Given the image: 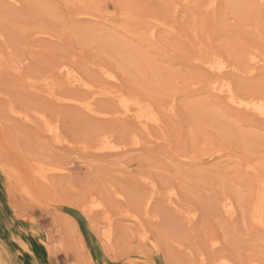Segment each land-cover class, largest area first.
I'll list each match as a JSON object with an SVG mask.
<instances>
[{"label":"rangeland","instance_id":"374dc122","mask_svg":"<svg viewBox=\"0 0 264 264\" xmlns=\"http://www.w3.org/2000/svg\"><path fill=\"white\" fill-rule=\"evenodd\" d=\"M225 81L264 99V0H0V264H264V117ZM116 90L160 121L126 115ZM40 163L68 171L43 180ZM93 197L104 211H85Z\"/></svg>","mask_w":264,"mask_h":264},{"label":"bare ground","instance_id":"6f19581e","mask_svg":"<svg viewBox=\"0 0 264 264\" xmlns=\"http://www.w3.org/2000/svg\"><path fill=\"white\" fill-rule=\"evenodd\" d=\"M215 1V0H214ZM12 2V1H11ZM213 2V1H212ZM88 9V8H87ZM85 10V9H84ZM177 12V11H176ZM91 16V15H89ZM95 18V17H94ZM89 20V19H88ZM156 28L157 25L155 23H151L150 26V35L152 37L155 36L156 33ZM169 32V31H168ZM152 40V39H151ZM150 40V41H151ZM126 43V42H124ZM158 47V45H157ZM160 48V47H159ZM210 69L213 71H219L221 73H225V71H227V68L229 67V64H227L224 60H221L220 58L215 59L214 61L210 62L209 64ZM64 70V69H63ZM108 70V69H107ZM104 70V73L108 76V78L114 80L115 82L117 81V77L116 75H114L113 73ZM64 74H66L68 80H70V82L73 84V86L78 87V88H83V89H88L91 87L90 84L86 83L85 80L82 78L84 77L82 74H78L77 72H75L72 68H67L64 71H62ZM62 73V74H63ZM82 76V77H81ZM88 81V80H87ZM89 82V81H88ZM50 83V82H49ZM48 85V84H47ZM52 86V84H49ZM51 88V87H50ZM214 89H218L219 92H223L226 96V98L228 99V101L234 105L235 107H238L240 109H244L245 111L248 112H253L256 115L260 116V117H264V99H260V98H244V97H238L237 93L235 92L232 83L230 81H225L224 83H222L220 86L214 85L213 86ZM53 89V88H51ZM89 90V89H88ZM96 90V89H95ZM94 90V91H95ZM52 91V90H51ZM58 91V90H56ZM93 91V92H94ZM90 92V90H89ZM98 92V91H97ZM58 93V92H57ZM110 93V95H115L114 97L117 98L118 102L121 104V106L124 109V113L126 115H134L139 121H141L142 123H144V125L149 122H153L152 124H157V122L160 121L161 118H159V112L156 111V109L150 105V104H145L143 103L141 100L136 99L134 97H127L124 94H116V91H111L108 92ZM54 94V93H53ZM63 94V93H62ZM71 94V93H70ZM76 93H72V95H75ZM106 94V93H105ZM77 95V94H76ZM90 95V94H89ZM59 96V95H58ZM65 95H63L64 97ZM71 96V95H70ZM68 96V97H70ZM92 97V95H90ZM95 96V95H93ZM86 97V96H85ZM60 98V97H59ZM65 98V97H64ZM74 98V97H73ZM84 98V96H83ZM80 99V98H79ZM82 99V97H81ZM90 99V98H89ZM63 100V99H61ZM87 99H85L86 101ZM59 101V99H58ZM78 101V100H77ZM82 101V100H81ZM60 103V102H59ZM94 102H87L84 107L86 108V110L92 114H97L98 111L96 110L95 106L93 105ZM172 103V102H171ZM168 104V103H167ZM96 105V104H95ZM73 106V105H72ZM98 108V107H97ZM164 108V107H163ZM13 112L17 113L13 108H10ZM174 109V106L171 104L170 106V110L172 111ZM85 110V111H86ZM99 110V109H98ZM84 111V112H85ZM12 112V113H13ZM21 113V112H20ZM123 113V112H122ZM24 114V113H23ZM39 117V116H38ZM48 117V116H47ZM24 118V116H23ZM45 117L42 116V118H40V120H43L46 128L48 131H51L52 133H54V135H56V138L58 137V125H53L52 123H50L49 121H47L46 119H44ZM135 118V119H136ZM27 119V118H26ZM55 123V122H54ZM151 124V123H150ZM154 124V125H155ZM160 124V123H159ZM151 126V125H150ZM60 129V128H59ZM110 134V133H109ZM102 136V135H101ZM59 138V137H58ZM57 138V139H58ZM114 138V137H113ZM111 136L108 135H104L102 136V138L99 140V149L100 150H119L120 146L116 143V141H114ZM56 140V139H55ZM136 140V139H135ZM57 141V140H56ZM138 141V140H137ZM61 143V141H60ZM119 143V142H118ZM138 142H136V144L134 145H138ZM140 144V143H139ZM6 148V147H5ZM121 151V150H120ZM118 152V151H117ZM102 153V152H101ZM109 153V152H108ZM118 154V153H117ZM38 165V164H37ZM36 166V165H35ZM39 168V177L43 180H48L50 175H52V173H58V174H66L68 169L64 166H54V167H46L43 163H40L38 165ZM118 195V194H117ZM264 197V196H263ZM156 198V197H155ZM261 198V197H260ZM153 197L150 196L147 198L146 202H145V206L148 207L152 201ZM223 201V208L225 214H228L229 216H233L235 214V206L233 201L230 198H226ZM88 203H85V211L89 212V213H93L97 210L99 211H104V202L102 200H100L99 198L93 197L90 200L87 201ZM173 203V201H172ZM175 204V203H173ZM256 205H254L253 207V219L256 223H258L259 225H261L264 228V201L263 199L260 200L258 203H255ZM174 206V205H173ZM175 208V207H174ZM187 214V213H186ZM193 217V216H192ZM195 217V216H194ZM134 219H137V216L134 215L133 216ZM106 219V218H105ZM103 230V229H102ZM146 234V233H145ZM103 238L109 242H112V237H113V232L111 231L110 227L104 228L103 232H102ZM144 237V239H146L147 241H151L150 238H148L146 235H142ZM177 242V241H176ZM152 243H155V241H152ZM151 243V245H152ZM111 246V243H110ZM179 246V245H178Z\"/></svg>","mask_w":264,"mask_h":264}]
</instances>
